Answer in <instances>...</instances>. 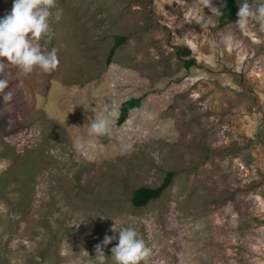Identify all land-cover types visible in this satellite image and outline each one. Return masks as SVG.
I'll use <instances>...</instances> for the list:
<instances>
[{
	"label": "rangeland",
	"instance_id": "1",
	"mask_svg": "<svg viewBox=\"0 0 264 264\" xmlns=\"http://www.w3.org/2000/svg\"><path fill=\"white\" fill-rule=\"evenodd\" d=\"M12 5L0 0V18ZM57 10L42 44L58 49V69L19 87L16 70L5 73L0 264H96L95 246L116 235L103 249L112 264L114 222L152 249L142 264H264V30L240 31L237 15L224 28L219 17L197 24L211 13L196 0H56ZM117 37L127 41L108 64ZM131 99L141 106L119 126ZM105 106L113 138L78 152L86 109ZM168 172L161 198L135 208V190Z\"/></svg>",
	"mask_w": 264,
	"mask_h": 264
},
{
	"label": "clouds",
	"instance_id": "2",
	"mask_svg": "<svg viewBox=\"0 0 264 264\" xmlns=\"http://www.w3.org/2000/svg\"><path fill=\"white\" fill-rule=\"evenodd\" d=\"M196 3L207 8L211 13L206 19L197 16L195 19L197 24H203L206 27L214 23L213 17L223 15V6H214L212 0H196ZM55 7L56 0H13L11 11L0 18V76L4 77L0 78V96L3 98V109L0 110V115L13 110L14 92H5L9 86L6 72L16 70V79L19 80L17 87H19L23 77L34 72L49 75L58 69L60 63L58 49L53 47L48 50L42 44V41L50 43L53 38L50 21L53 18L59 21L61 18L62 10H57L54 14L52 9ZM237 17L233 25L242 32L248 31L252 23L258 24L264 30V3L250 6L247 0H244L239 5ZM222 42L225 46H232L233 35L224 34ZM86 110L92 111L94 118L87 117L88 123L83 127L87 130V136L90 139L86 141L78 137L73 141L74 148L78 152L83 151L87 143L99 142L101 137L113 138L115 110L110 111L108 106H105L102 112H97L96 108ZM9 123L11 124V121ZM111 231L118 233V243L111 249L112 264H142L151 256L152 249L147 246L143 238H140L134 227L125 226L117 229L114 222ZM113 240H117L116 235H105L103 241L95 246L96 264H107L109 257L105 255L103 249Z\"/></svg>",
	"mask_w": 264,
	"mask_h": 264
},
{
	"label": "trees",
	"instance_id": "3",
	"mask_svg": "<svg viewBox=\"0 0 264 264\" xmlns=\"http://www.w3.org/2000/svg\"><path fill=\"white\" fill-rule=\"evenodd\" d=\"M221 6H223V15L219 17V27L224 28L236 19L238 12L237 0H222ZM127 39L125 37H117L115 44L111 49L107 63L111 64L112 59L116 51L125 44ZM187 55H190V51H186ZM142 99H131L125 102L121 109V114L118 119L117 124L119 126L123 125L128 119L130 113L141 106ZM175 174L173 172H168L163 183L157 188L141 187L135 190L133 194V206L135 208H144L148 206L151 202L156 201L161 198L163 193L172 185Z\"/></svg>",
	"mask_w": 264,
	"mask_h": 264
}]
</instances>
